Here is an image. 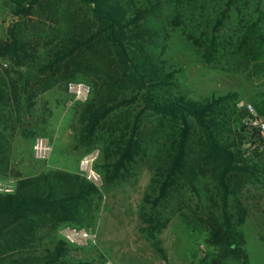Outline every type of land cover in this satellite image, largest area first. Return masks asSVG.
I'll list each match as a JSON object with an SVG mask.
<instances>
[{
  "label": "trees",
  "instance_id": "trees-1",
  "mask_svg": "<svg viewBox=\"0 0 264 264\" xmlns=\"http://www.w3.org/2000/svg\"><path fill=\"white\" fill-rule=\"evenodd\" d=\"M262 2L14 0L12 14L19 18L0 38V59L25 73L18 72L14 80L0 78V176H10L6 131L33 104L28 84L42 92L64 81L86 80L92 89L79 113V143L102 145L105 184L125 180L137 164L149 165L152 177L143 203L151 212H141L142 232L157 254L166 258L158 234L179 215L193 232L205 234L217 263L248 264L241 230L248 209L240 194L249 184L264 189V170L248 158L245 145L259 157L262 140L242 125L246 112L238 107L237 93L200 101L180 93L176 70L157 53L166 44L155 21L164 8L172 9L171 24L207 65L264 78ZM29 17L37 30L26 23ZM201 21L204 29L196 27ZM258 95L254 108L264 118V92ZM122 108L139 111L117 115ZM145 116L155 120L152 133L143 127ZM12 176V191L0 193V264H75L72 254L82 248L68 245L60 230L95 226L101 190L77 172L52 169ZM201 184L209 193L208 205L200 215L192 211L195 222L183 213L182 198H200Z\"/></svg>",
  "mask_w": 264,
  "mask_h": 264
},
{
  "label": "rangeland",
  "instance_id": "rangeland-1",
  "mask_svg": "<svg viewBox=\"0 0 264 264\" xmlns=\"http://www.w3.org/2000/svg\"><path fill=\"white\" fill-rule=\"evenodd\" d=\"M261 4V17L264 22V2ZM13 5L14 0H0V38H6L8 27L19 18L12 14ZM172 17V9L164 8L160 13L159 21H155V26L161 33L160 40H164L166 44L165 51L161 54L158 50L157 53L161 61L176 70L175 77L180 93L186 99L200 101L213 94L225 95L235 92L238 94L240 109L246 112V106L251 105L254 108L255 101L260 98L258 94L264 92V78H247L242 73L222 72L207 65L200 52L196 51L180 29L173 27ZM25 21L31 31L38 29L33 17ZM187 23L186 27H190L191 22ZM196 27L204 29L205 23L201 21ZM18 72L25 73V70L15 69L10 61L0 59V78L14 80L18 78ZM35 74L37 73L34 70L32 75ZM84 81L90 85L88 81ZM67 84L64 81L42 92L39 91L40 89L37 91L38 88L33 82L28 84V94H35L33 104L28 112L19 115L20 118L18 116L17 119L14 116L15 123H12V127L9 126L6 131L9 134L7 138L10 148L9 175L11 177L4 179L0 176V179L4 184L11 185L12 189L14 187L13 173L18 172L23 177L36 176L52 169L78 173L80 159L96 150L99 154L95 168L103 176V170L100 169L104 161L103 147L100 143L89 147L79 143L81 131L79 113L83 104L75 101L68 93ZM129 111L131 115H135L139 109H118L117 115ZM258 116L264 120L262 116ZM11 122L13 121L10 120ZM154 126V118L145 116L143 127L147 132L152 133ZM38 135L45 137L52 146V152L43 161L35 160L32 154V137ZM150 139L151 137L148 138ZM245 149L248 158L259 165V170H264V145L262 144L258 150L259 157L254 155V148L249 143L245 145ZM151 177L152 171L149 165L141 163L132 168L125 180L111 184H105L104 181L103 186L99 188L103 197L99 219L96 225L91 227L97 232L98 243L96 246L73 252L75 264H114V262L143 264V257L148 261L147 253L151 248L145 233L142 232L145 224L142 221L141 212H151L150 205L143 203L144 196L149 193ZM205 188L204 184L200 185V198L190 194L183 196L184 214L191 217L192 211L200 215L201 211L206 210L208 205L206 196L209 193L204 191ZM240 199L248 209V218L241 227L245 236L244 249L248 256V264H264V189L259 184H249L241 192ZM193 220L196 222L194 217ZM170 222L172 227L165 231L167 234L163 244L169 255L168 264H175L178 261L189 264L196 259H202L204 264H213L215 250L206 244L205 234H200L197 230L193 232L179 215L171 218L169 224ZM220 264L242 263L227 259Z\"/></svg>",
  "mask_w": 264,
  "mask_h": 264
},
{
  "label": "built area",
  "instance_id": "built-area-1",
  "mask_svg": "<svg viewBox=\"0 0 264 264\" xmlns=\"http://www.w3.org/2000/svg\"><path fill=\"white\" fill-rule=\"evenodd\" d=\"M68 93L77 102L84 103L88 101L91 95V87L84 81H70L67 84ZM242 125L250 130L256 131L258 137L264 145V120L258 116L251 105L246 106V117L242 120ZM52 152V146L43 136H35L32 145V154L35 160L43 161L48 158ZM99 151H91L84 155L78 163V174L87 182L100 188L104 184L101 173L96 170L95 164ZM12 191V186L4 184L0 179V193ZM64 241L73 247L85 248L96 246L98 235L96 230L91 227H78L74 225H65L60 230Z\"/></svg>",
  "mask_w": 264,
  "mask_h": 264
},
{
  "label": "crops",
  "instance_id": "crops-1",
  "mask_svg": "<svg viewBox=\"0 0 264 264\" xmlns=\"http://www.w3.org/2000/svg\"><path fill=\"white\" fill-rule=\"evenodd\" d=\"M171 224H172V222H170V224L168 223V225H167V227L164 229V230H162V232L158 235V238H159V240L161 241V243H162V246H163V244L165 243V240H164V238H165V236H166V232H167V230H169V229H171ZM166 231V232H165ZM145 240V239H144ZM145 242H146V240H145ZM150 248H151V250L150 251H148V253H147V258H148V261H147V259L146 258H144L143 256V264L144 263H147V264H168V261H169V258H168V253L166 252V250H165V254H166V258L165 259H163V258H161L158 254H157V252L151 247V246H149ZM164 248V247H163ZM138 252V251H137ZM141 262V261H140ZM114 264H116L115 262H114ZM175 264H182L181 263V261H178L177 263H175ZM189 264H204V262H203V260L202 259H196L195 261H193V262H189Z\"/></svg>",
  "mask_w": 264,
  "mask_h": 264
},
{
  "label": "water",
  "instance_id": "water-1",
  "mask_svg": "<svg viewBox=\"0 0 264 264\" xmlns=\"http://www.w3.org/2000/svg\"><path fill=\"white\" fill-rule=\"evenodd\" d=\"M212 262H213V264H217V262H216V260H215V259H213V260H212Z\"/></svg>",
  "mask_w": 264,
  "mask_h": 264
}]
</instances>
